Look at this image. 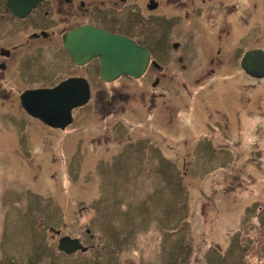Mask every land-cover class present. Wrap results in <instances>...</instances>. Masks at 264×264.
Returning <instances> with one entry per match:
<instances>
[{
  "label": "rangeland",
  "instance_id": "374dc122",
  "mask_svg": "<svg viewBox=\"0 0 264 264\" xmlns=\"http://www.w3.org/2000/svg\"><path fill=\"white\" fill-rule=\"evenodd\" d=\"M196 23L190 20L191 31ZM37 61L45 68L47 56ZM171 61L161 66L172 70L173 98L155 100L172 113L170 125V115L151 116L141 105L150 101L149 77L94 89L64 130L32 118L16 100L0 101V264L85 261L91 254L72 259L56 244L66 236L87 242L86 228L102 264L106 258L112 264H264V137L255 152H245L224 147L228 139L216 146V135L202 127L225 117L211 103L215 87H230L245 109L240 115L251 111L252 124L263 125L264 78L251 84L233 73L200 80ZM113 93L129 99H118L117 114L103 119L101 99ZM196 122H203L199 131ZM142 141L147 147L136 143ZM108 202L113 210L120 203L117 214L103 209Z\"/></svg>",
  "mask_w": 264,
  "mask_h": 264
},
{
  "label": "flooded vegetation",
  "instance_id": "af4514ba",
  "mask_svg": "<svg viewBox=\"0 0 264 264\" xmlns=\"http://www.w3.org/2000/svg\"><path fill=\"white\" fill-rule=\"evenodd\" d=\"M190 20L198 21L192 24L196 25L197 31L190 30ZM84 27L123 36L149 52V64L139 79L151 78L152 92L148 95V105L142 101L141 105L149 109L151 116L170 115L167 125L172 123V113L155 100H159L157 97L173 98V93L168 92L173 87V79L169 76L172 70L161 66L170 56L172 63L175 58L178 64L175 67L181 74L190 71L201 74L200 80L233 73L246 75L251 84L262 79L251 76L241 62L247 52L254 50L262 52L257 62H263L264 0H0V101L16 100L20 104V96L27 90L51 89L67 79L83 78L90 89L89 104L91 91L100 89L101 85H112L123 78L139 80L121 75L113 82L103 81L99 57L77 65L65 48L64 40L68 33ZM193 32L196 33L193 35ZM58 55L61 56L60 61L56 58ZM44 56H47L44 65L47 64L41 68L37 60ZM59 64L66 67L63 73L56 68ZM253 71L261 72L259 67H254ZM6 81L7 87L4 85ZM180 85L181 89H187L185 84ZM13 87L18 89H11ZM212 89L214 91L210 94L215 98L211 103L217 102L225 111V117L219 115L213 125L207 124V127L203 122H196L197 130L198 125H203L209 133L215 134L218 147H221L223 138V142L229 141V144H224L226 148L238 147L241 151L255 152L259 139L264 137V120L263 125L258 123L254 126L250 120L253 116L251 111L240 115L245 109H239V98L234 91L230 95V87ZM140 95L143 100L145 93L140 92ZM187 98L188 93L183 96L185 110L188 108ZM118 99L126 102L129 98L113 93L101 99L103 119L117 114ZM258 117L262 118L261 115ZM119 130L116 133L120 135L122 131ZM244 136L251 138L246 141ZM136 143L142 144L143 148L146 146L144 141ZM248 159L251 163L256 161L252 155ZM107 212L114 214L112 210ZM95 226L100 228L96 223ZM49 230L54 236L61 237L55 227L49 226ZM91 230L85 229L88 241H80L87 247L85 252H60L76 260L78 253L92 256L96 251L92 242L96 238Z\"/></svg>",
  "mask_w": 264,
  "mask_h": 264
},
{
  "label": "water",
  "instance_id": "95a60500",
  "mask_svg": "<svg viewBox=\"0 0 264 264\" xmlns=\"http://www.w3.org/2000/svg\"><path fill=\"white\" fill-rule=\"evenodd\" d=\"M64 46L77 65L99 57L100 78L105 82H113L121 75L139 79L149 64V52L146 49L123 36L93 28L84 27L68 33ZM261 54V51H250L242 59V66L253 77H264V56L263 62H257ZM254 67H259L261 72H254ZM89 99L87 81L70 78L51 89L25 91L20 96V104L32 118L50 128L64 130L73 121L72 111L87 104ZM57 249L65 254L87 250L78 239L68 236L59 239Z\"/></svg>",
  "mask_w": 264,
  "mask_h": 264
},
{
  "label": "trees",
  "instance_id": "16d2710c",
  "mask_svg": "<svg viewBox=\"0 0 264 264\" xmlns=\"http://www.w3.org/2000/svg\"><path fill=\"white\" fill-rule=\"evenodd\" d=\"M109 203H112V202H108V204H107V206H106V209H108V210H112V211H114L115 212V214H117V212H116V210H117V208H119V205H120V203H119V205L117 206V208L115 209V210H113L114 209V207H113V203H112V205H109ZM51 218H52V216H51ZM120 249V248H119ZM96 256V255H95ZM78 258L79 257H81V253H78V256H77ZM98 257V256H97ZM97 257H94L93 255L91 256V258H87V259H85V261H80V262H74V261H71L72 263H75V264H102V258L100 259V258H97ZM79 260V259H78ZM110 258H106V259H104V264H112V263H110ZM170 260H172V257L169 259V262H171ZM87 261V262H86Z\"/></svg>",
  "mask_w": 264,
  "mask_h": 264
},
{
  "label": "bare ground",
  "instance_id": "6f19581e",
  "mask_svg": "<svg viewBox=\"0 0 264 264\" xmlns=\"http://www.w3.org/2000/svg\"><path fill=\"white\" fill-rule=\"evenodd\" d=\"M83 241V239H81V242ZM80 242V243H81ZM83 247H85V248H87L86 246H84V245H82ZM79 252H82V251H80V250H78ZM75 252H77V251H75ZM75 252H73V253H75ZM73 253H71V254H73Z\"/></svg>",
  "mask_w": 264,
  "mask_h": 264
},
{
  "label": "clouds",
  "instance_id": "9594fccd",
  "mask_svg": "<svg viewBox=\"0 0 264 264\" xmlns=\"http://www.w3.org/2000/svg\"><path fill=\"white\" fill-rule=\"evenodd\" d=\"M58 250V249H57Z\"/></svg>",
  "mask_w": 264,
  "mask_h": 264
}]
</instances>
